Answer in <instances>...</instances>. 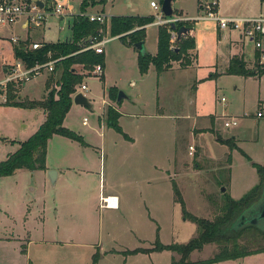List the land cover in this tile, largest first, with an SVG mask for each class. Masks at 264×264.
I'll use <instances>...</instances> for the list:
<instances>
[{"label":"rangeland","instance_id":"374dc122","mask_svg":"<svg viewBox=\"0 0 264 264\" xmlns=\"http://www.w3.org/2000/svg\"><path fill=\"white\" fill-rule=\"evenodd\" d=\"M150 1L161 4V0H88L81 10L82 0H66L63 19H49V30L31 29V38L52 43L65 41L71 35L67 21L72 23L82 12H103L107 19L113 15H152L154 19L156 10L150 7ZM211 1L200 0L198 6V0H173L171 18L183 15L193 18L205 12L204 6ZM215 1L213 10L221 16L264 17V2L259 0ZM190 25L194 29L197 23ZM158 26L152 22L145 29V51L151 55L157 49ZM95 29L109 39L100 55L103 73L94 74L95 65L79 68L80 81L74 85L75 93L80 84L87 86L84 95L92 108L71 104L62 123L87 144L53 134L46 153L49 164L72 163L86 171L67 172L56 186L50 184L46 168L33 171L22 168L13 175L0 177V236L12 237L10 243L0 244V264H93L96 244L101 253L109 249L148 248L153 246L156 232L165 245L186 243L197 234V225L189 215L214 220L223 213V206L231 197L239 199L259 181L252 163H264V118H255L256 111L264 108V72L249 76L227 73L233 50L229 43L230 38L236 37L235 33L224 32L225 38L215 47L206 46L200 58L204 66L216 65L218 73L205 81L207 97L212 100L218 117L215 127L223 137L236 134L241 150L251 158L234 150L227 163V147L213 144L207 133L213 132L219 142V131L208 128L206 117L196 116L199 115L197 84L203 79L193 78L190 71L158 74L151 64L142 73L134 45L119 39L125 33L111 36L102 24ZM11 35L24 37L18 26L0 24V36ZM188 36L183 41L194 39L193 32ZM171 38V49H178L175 33H171ZM252 46L246 40L247 61L252 58ZM55 71L39 76L24 89L16 87L12 91L14 96L8 95V100L0 104V161L15 152L19 143L31 137L44 120L38 108L9 104L39 100L43 91L48 94L53 83L47 90L44 85ZM58 78L56 71L54 81ZM120 91L124 97L117 100ZM222 97L224 102L220 101ZM118 106L125 112L117 120L122 133L107 125L108 108L117 111ZM223 116L238 117V122L225 127L227 118ZM172 182L183 201V211L179 202H173ZM30 185H35L36 190H30ZM106 194L117 196L116 209L102 206L99 197ZM27 209L30 210L26 226L23 219ZM41 211L46 224L45 239L50 241L47 244L37 241L40 234L37 217ZM58 217L60 222L56 220ZM25 228L31 230L30 240L36 242L28 244L27 240L18 239L23 238ZM223 233L240 244L258 243L264 247V235L255 230H247L241 236L233 231ZM217 251L216 243H207L193 250L187 260H205ZM108 255L98 264H170L172 256L176 261L181 259L180 254L166 249L129 257L126 261L122 253ZM211 264H264V252Z\"/></svg>","mask_w":264,"mask_h":264},{"label":"trees","instance_id":"16d2710c","mask_svg":"<svg viewBox=\"0 0 264 264\" xmlns=\"http://www.w3.org/2000/svg\"><path fill=\"white\" fill-rule=\"evenodd\" d=\"M162 1V0H161ZM264 2V0H259ZM88 0H82L81 10L87 5ZM153 21V16H110L109 19L103 25L106 29H109L111 36H119V39L128 45H134L137 41H145V26ZM189 22H178V26L185 25L192 29ZM100 25L97 22H89L83 16H76L72 23L69 24L71 35L68 39L62 42H43V45L39 49H29V40L19 41L17 44H13L9 39L0 37V50H3V64L5 67L10 66L15 59L23 60L26 65L32 66L36 62H44L48 60L47 53L51 52L52 58L63 57V59L56 62L54 71H59V78L54 81V72L49 75L46 80L45 88L49 89L50 84L53 85V90L44 95L41 100H30L27 102H15L9 104V106L23 107V108H36L39 107L45 112V120L40 125L38 130L28 139L19 143L18 149L8 154V156L0 161V177L10 176L14 174L17 169L28 170H42L45 169V159L47 153L48 140L53 134H61L69 139L75 140L82 145H86L83 138L65 128L62 123L66 112L72 104V95L74 93V85L80 81V76L77 70L82 67L101 64V54L95 53L93 50L79 51L82 47L81 43L84 39L95 35V26ZM170 36L171 30L168 24L159 25L157 30V49L155 54L149 53L141 55L139 52V68L140 71L146 72L149 64L153 65L158 74L169 69L172 66V62H178L180 68H187L192 64L195 59V54L192 51L195 49L194 39L190 41H183L184 38H189L188 34L181 37L178 40L180 44L178 49L170 48ZM126 37L128 39H126ZM260 69V68H259ZM264 72L257 71L256 69L246 68L245 62L238 56L230 59V64L227 70L228 74H236L241 76H249L262 74ZM212 76V75H211ZM14 87H9L8 95H13ZM12 93V94H11ZM108 121L107 125L118 132L122 133L121 127L118 125V118L120 116L118 111L108 108L107 110ZM125 136V133H123ZM217 140L222 144L229 147L230 150L237 149V145L232 139H221L217 137ZM245 155V154H244ZM247 158L248 156L245 155ZM256 168L259 176V181L239 199H229L223 206V213L216 216L214 220H208L194 215H189L191 219L197 225V234L188 240L186 243H173L162 244L158 238L154 243V249L171 250L181 255V259L176 261L172 258L170 264H211L224 260H234L241 257L249 256L264 252V247L258 243L240 244L233 237L223 233L227 230L237 232V236H241L247 230H255L261 235H264V231L253 226L244 225L241 227H235L234 224L241 213L252 202H254L264 189V163L257 164L252 163ZM173 196L175 202L181 204L182 211L184 210L183 201L180 199L179 191L175 183L172 182ZM235 211H237L235 213ZM234 213V215H233ZM234 216V217H233ZM229 225L227 226V223ZM226 227V228H225ZM225 230L222 231V229ZM207 243H216L218 245V251L210 258L200 260L197 262L187 260V256L193 250L201 249ZM140 249H137L139 251ZM143 250V249H142ZM145 250V249H144ZM143 250V251H144ZM133 250L132 252H135ZM98 260V254H93V264Z\"/></svg>","mask_w":264,"mask_h":264},{"label":"built area","instance_id":"2783aa9c","mask_svg":"<svg viewBox=\"0 0 264 264\" xmlns=\"http://www.w3.org/2000/svg\"><path fill=\"white\" fill-rule=\"evenodd\" d=\"M41 2V5L39 4ZM216 1L213 0L204 6L205 12L196 15L195 17H177L166 18L161 11V4L158 5L155 1H150V7L156 10L153 24L165 25L170 21L182 22H197L200 20H212L221 30H235L247 40L253 42L255 50L257 51L255 60V69L264 68V17L263 16H221L213 8L216 6ZM65 1L64 0H0V24L2 26L11 27L12 25L21 22L25 23L26 28L37 29L43 27L50 18H63L65 15ZM80 16L85 17L89 22H97L104 24L107 17L104 13H80ZM177 23V22H176ZM175 33L171 30V33ZM173 36V35H172ZM176 37V34H175ZM173 39L170 36V40ZM9 40L13 44H17L19 37L12 35ZM103 33H96L83 40L82 47L79 51L93 50L97 54L104 52V45L108 42ZM177 40V39H176ZM43 42L30 41L28 48L35 50L41 48ZM171 48V47H170ZM48 60L44 62H36L32 66L26 65L21 59H15L14 62L5 67L3 58H0V104L8 100L9 87H19L30 83L39 76L50 74L54 71L56 62L63 59V57L52 58L51 52L47 53ZM96 75L103 73L101 64H96L93 68ZM77 92L87 90V86L82 83ZM76 93L74 92L72 97ZM220 101H225L224 97ZM256 118H264V109H259L255 113ZM87 122V118L83 119V123ZM238 117H231L224 122L225 127L236 125ZM193 150V147H190ZM109 205V197L103 200L102 206Z\"/></svg>","mask_w":264,"mask_h":264},{"label":"crops","instance_id":"0c3cea01","mask_svg":"<svg viewBox=\"0 0 264 264\" xmlns=\"http://www.w3.org/2000/svg\"><path fill=\"white\" fill-rule=\"evenodd\" d=\"M64 1H65V6H66V0H64ZM199 5H200V0H198V6ZM101 13H103V12H101ZM106 17L108 18L107 15H106ZM184 17H187V16H184ZM55 19H57V18H55ZM62 19L58 18V20H62ZM67 22H68V28H69V31H70V27H69L70 22L69 21H67ZM48 23L49 22L47 21V23L43 27H41L39 29H41V30H45V29L49 30V29H51V26H48ZM196 23H197V26L194 29H190V31L188 33V34H192V32H193V34H194L195 49L192 51V53L194 52V54L196 56L195 57L196 61L194 59L192 61V64L190 66H188L187 68H180L179 65H178V62L174 61V62H172V66L169 69L163 71L162 73H164V72L169 73V72H171L173 70H181V71H186V72L190 71L193 78L203 79L201 82H199L197 84V102H198V114L199 115H196V116L206 117L205 123L208 122V124H209L208 128L209 129H213L214 131H216V130L219 131L218 134L221 137V139H232V140H234L235 144L237 145V149L230 150L227 145L221 144V143L217 142L214 139L213 132H210V130H208V132H207L208 134H210L211 139L214 141L213 144H217V145L219 144L221 146L227 147V149H228V157H227L228 162L227 163H229L231 151L240 150L243 154H245V155H247V154L243 150H241V148H240V146L238 144L239 138H238V136L236 134H232V136L223 137L221 132H220V130H219V128L215 127L214 123H215L216 118H218V117L215 114V111L213 109L212 100L211 99L209 100V98L207 97V90H208L207 88L208 87L207 88L205 87V86H207V83L205 81L207 80V77L214 78V77H216L218 75V73H217V70H216V65L208 64V65L204 66L203 64H201L200 58H201V54H202V52H203V50H204V48L206 46H212V47L214 46L215 47V45H217L218 41L222 37L225 38L223 33L226 32V31H228L230 34H232V33L236 34V37L234 39L230 38L229 45H230V48H232L233 50H232V54H230V56H229V64H230V59L232 57L238 56L245 62L246 68L255 70V60H256L257 51L255 50L253 42L243 38L238 31H235V30H221V29H219L217 27V25L212 20H208V19L200 20V21H197ZM17 26H18V29L21 31V34L24 35V37H21L20 35H14V36L19 37L20 40L23 41V40L28 39L29 41L46 42L44 40L42 41V40L32 39L31 38V34H30L31 33V29L30 28H26L25 27V23H22V21L12 25V27H17ZM146 27H147V25L145 26V29L149 28V27H147V28ZM11 36H0V37L9 39ZM66 37L67 36H65L63 39L65 40ZM246 40L251 42L252 45H253L252 46V51H251L252 58H251L250 61H247L245 59V43H246ZM0 49H3V48H0ZM3 53H4L3 50H0V58H3L2 57L4 55ZM173 64H176V65L174 66ZM214 72L216 73V75L212 74ZM207 73H209V74L206 76ZM209 75H212V76H209ZM25 85L22 86L23 87L22 89H24ZM44 90H45V85H44ZM44 95H45V93L43 91V95H42L41 99L44 97ZM41 99H39V100H41ZM31 100H36V99H31ZM72 104H73V102H72ZM36 108L40 109L43 112L44 120H45V112H44V110L39 108V107H36ZM261 109H264V108H261ZM117 111L120 114V116L118 118V120H119L124 115L125 112L121 111L119 106H118ZM223 117L227 118L225 120V121H227L231 117H235V116H223ZM256 119H260V118H256ZM232 126H234V125H232ZM229 127H231V126H229ZM129 139H130V137H129ZM248 159L250 160L251 158L248 156ZM45 167H46V170L53 169V170L56 171L54 185H52V186H56L58 184L59 180L62 177H64L65 173H67V172H85L86 171L85 169H81L79 167H76L72 163H64V164H60V165L58 164L57 166H54V165L48 163L47 156H46V159H45ZM170 180L172 181L173 178L170 179ZM29 189L32 190V191H35L36 187H35V185L34 186L30 185ZM229 190H230V187H229ZM230 196H231V193H230ZM107 197L115 198V200H114L115 205L114 206H109V207L104 206V207L105 208H110V209H116L118 207V204H119L117 196L113 195V194H106L104 196L99 197V199L102 198V201H103ZM173 200H174V196H173ZM173 202L177 204V202H175V200ZM29 210L30 209H27L26 215L29 214ZM42 214H43V212L41 211V213L37 217L38 218V223H37L38 225L37 226H38V230H40L39 231V233H40L39 234V240H37V241L39 242V244H47L50 241L45 239V232L44 231L46 229V224H45V219L42 216ZM26 215H25V217L23 219V224H25L27 226V224H28V215L27 216ZM57 215H58V211H57ZM59 216H60V210H59ZM56 220L60 222V217L56 218ZM155 223L157 224V229L159 230L160 226L158 225V223L156 221H155ZM61 225H62V222H61ZM62 228H63V226H62ZM74 229H75V227H74ZM30 231L31 230L29 228H25V231H24V234H23V238H18V239L27 240L28 244H30V242H36V241L30 240V237H31ZM156 238H158V240H159L158 232H156L155 240H156ZM11 240H12V237H10V236H6V235L5 236H0V244L3 243V242L10 243ZM66 240L70 241V238H67ZM155 240L153 242V246L148 247V248L138 246L136 248L123 249L122 251L117 250V249H112V250L109 249V250H103L102 253H101V250H100L98 244H96V245L93 244V245H95L94 248H96L95 253L98 254V260L97 261H100V259H102V258H106L107 256H109L108 254L115 255V254H118V253H122V254L126 255V258L124 260V261H126L129 257H136L137 255H141V254H154V253H157V252H161V251H158V250L154 249ZM58 242H65V241H58ZM162 244H164V243H162ZM137 249H140V250L137 251ZM142 249L143 250L145 249V250L143 251ZM133 250H136V251L132 252ZM162 251H164V250H162ZM172 258H173V256H172ZM94 264H98V262H96Z\"/></svg>","mask_w":264,"mask_h":264},{"label":"water","instance_id":"95a60500","mask_svg":"<svg viewBox=\"0 0 264 264\" xmlns=\"http://www.w3.org/2000/svg\"><path fill=\"white\" fill-rule=\"evenodd\" d=\"M172 1L173 0L161 1V11L164 17L166 18H171V16L173 15ZM39 4L41 5V2H39ZM168 26L170 30L175 32L177 41L180 40L181 37L187 35L190 31L189 27L185 25L178 26L175 21H170L168 23ZM134 47L141 55L147 54V52L145 51V41L135 42ZM122 97H124V94L120 91L118 93L117 100H120ZM72 102L75 105L84 106L86 108H92V104L82 92H77L73 96ZM48 176L50 184L54 185L56 171L50 169L48 171ZM221 190L223 191L224 188L222 187ZM244 225H253L264 231V189L261 192L260 196L254 202H252L246 209H244V211L237 218L234 224V226L237 228Z\"/></svg>","mask_w":264,"mask_h":264},{"label":"bare ground","instance_id":"6f19581e","mask_svg":"<svg viewBox=\"0 0 264 264\" xmlns=\"http://www.w3.org/2000/svg\"><path fill=\"white\" fill-rule=\"evenodd\" d=\"M114 200H115V198L109 197V205L107 207L114 206L115 205Z\"/></svg>","mask_w":264,"mask_h":264}]
</instances>
